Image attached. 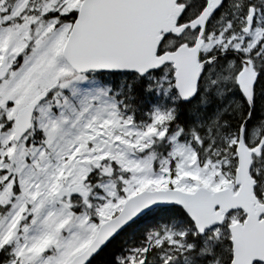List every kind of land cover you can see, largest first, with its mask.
<instances>
[{"label":"snow or ice","instance_id":"6c2138e0","mask_svg":"<svg viewBox=\"0 0 264 264\" xmlns=\"http://www.w3.org/2000/svg\"><path fill=\"white\" fill-rule=\"evenodd\" d=\"M0 264H264V0H0Z\"/></svg>","mask_w":264,"mask_h":264}]
</instances>
